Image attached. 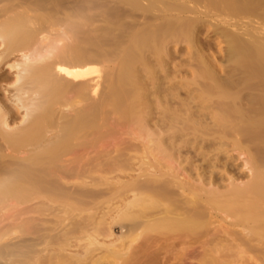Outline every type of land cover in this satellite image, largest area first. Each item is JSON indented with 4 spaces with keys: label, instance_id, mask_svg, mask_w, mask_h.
Here are the masks:
<instances>
[{
    "label": "bare ground",
    "instance_id": "bare-ground-1",
    "mask_svg": "<svg viewBox=\"0 0 264 264\" xmlns=\"http://www.w3.org/2000/svg\"><path fill=\"white\" fill-rule=\"evenodd\" d=\"M11 1L0 0V64L3 62L8 68L15 69L13 81L6 82V85H11L14 89L15 95L14 93L13 95L18 100L16 110L22 109L24 113L22 114L23 120H20L23 124L14 130H9L8 125L15 124L17 120H15L16 117L10 115L12 108L8 106L7 101L5 99L0 100V152L3 146L15 151L23 146H31L40 142L45 123L49 121L46 124L50 123L49 126L51 127H54L55 124L51 122L53 120L51 106L55 104L67 106L70 99L66 98L64 93L69 92V90L73 93L71 94L76 99L75 101H82L87 98L83 87L86 86L89 91V88L91 90V86H94L88 87L86 84L83 87L78 86L79 84L76 85L77 81L74 79L84 78L87 81L91 78L93 80L92 77L96 75V78H93L98 80L102 75L100 65L115 60H117L115 63L120 65L116 67L117 69L107 72L109 76L107 80L111 82L107 89H109V93L113 91L110 88L117 89L119 87L121 89L122 83H126L125 86L127 85L126 87L129 89L120 90L118 88V92L123 90V93L120 92L119 94L114 90L117 93L112 92L114 95H110L113 98L110 97L112 101L110 102L111 99L109 98V102L113 106L116 105L114 109L121 104L120 108L117 107V109L119 108V112L125 109V116L128 111L129 116L133 114L131 120L128 114L126 116V118L129 117V125H136L140 120L147 122V120L144 121L143 114L141 115L142 111H146L142 107L146 105V102L151 104L154 111L161 115V119L159 118L161 121L158 119L161 123L157 125L158 123L155 121L154 127L162 125L164 129L159 128L160 134L162 136L168 135L164 137L159 134L152 136V133H149L151 130L145 129V124L142 125L143 128L140 127L141 123L138 124L140 128L137 127L138 130L136 128L138 131L136 134L141 136L140 138L145 137L149 142L154 137L156 141L153 140L154 143H150L149 148L147 145L142 144L144 149L142 145L137 147L135 144L129 150L132 149L131 151H135L136 154V151L140 149L139 151L142 150L141 155L142 153H149L146 156L149 155L151 159L142 160V157L146 156L140 155L142 162L139 163L154 167V170L159 172L154 177L146 176L140 182L134 181L125 184L124 190L121 189L120 191L123 192L122 194H119L118 190L117 196L119 198H117L119 200L128 198L127 192L136 196L135 199H131L132 202H124L125 205L127 204L124 212H121L122 215L114 221L124 222L123 224L126 222L128 229V235L118 247L111 244H98L99 247L97 244L95 245V238L100 237V235L104 238L108 237V231L103 228L104 226H101V222L100 225L92 222L89 226L92 231L85 233L87 229H83L84 233L81 234V237L85 236L83 238L86 245L84 247L86 252L84 250V255L81 258H68L67 256L65 258L64 252L61 254L62 251H53L54 253L51 252L45 257L42 255L35 257L32 256L33 247L28 250L27 248L25 250H18L17 248L15 251L5 247L0 249V260L15 254L18 262L13 264H184L186 263L185 260H189L190 257L197 258V264H264V0H143L144 3L142 4V0H132L133 2L130 0V5L133 4L134 7L140 9L139 12L144 23L158 20L155 22L157 24L154 23V26L144 23L142 26L135 24V27L133 25L119 27L115 24L118 28L114 25L116 29L111 30L112 32L114 30L116 34L114 32L109 36L111 31L109 30L105 36L100 38L94 37L88 32L89 29L87 35L83 37L85 30L80 34L77 30L78 27H74L77 26L76 23L75 25L72 23L73 26L71 21L70 24L67 22L76 15V12L75 15L71 12V17L68 20L64 18L66 22H61H64L66 24L64 25L68 27L69 35L78 38L82 36L80 38L81 43L77 41L80 45L68 46L66 50L62 47L57 49L53 44L55 46L53 48L56 49L53 50L54 52L48 51L46 45L44 46L46 49H44L41 44L42 41L35 39L38 34L45 30V27L40 25L37 29H31L30 23H32L33 18L30 20L26 15L28 9L24 3L27 1L24 3L19 1L18 6L21 9L16 12H13V9L17 6L14 7ZM35 4L31 6L35 9L34 12L39 14L44 5L41 6L42 3L38 1ZM133 6H128V8L134 9ZM58 8L60 6H57ZM121 8H115L111 13H107L108 20L114 21L123 16L128 18L134 13L131 8L129 10H125L124 7ZM102 11L104 10L102 9ZM83 15L85 14L82 13ZM36 17L37 19L41 18L38 15ZM211 18L212 20H210ZM242 19L246 20V24ZM216 20H219L220 23L222 21V27ZM252 20L256 23L252 25L257 26H250ZM59 22H55V24ZM223 24L226 26L224 27ZM205 26L211 27L213 31L219 33L224 41L227 63L219 65L218 71L216 65L199 56L194 65L195 68L193 67L191 70L192 78L190 80L184 81V79L181 84L173 83L170 88L167 86L165 88L164 82L168 80L169 74L168 60L171 56L166 52L167 46L169 44L177 46L183 43L192 50L195 31L197 32ZM110 28L108 27V29ZM96 45H107L110 49L97 54L94 52L89 54L87 50ZM49 46L51 47V45ZM50 47L49 50H52L53 48L50 49ZM42 49L50 52V56H48L49 53L47 56L43 54ZM13 53L20 54L17 58L19 60L15 59L8 62V58L10 59ZM137 63L139 68L138 66L135 67ZM218 72H223L224 76L218 75ZM110 74L115 77L113 78L114 81H111L112 76L110 77ZM105 78L107 77L105 76ZM2 80L4 79L0 78V83ZM138 81L140 83L133 86ZM96 83H94L96 90L92 88L94 92H97L98 85ZM129 84L130 86H128ZM149 87L147 92L151 90L153 94L152 97L148 95V100L152 99L153 101L151 103L146 101L147 96L145 95L147 93H145V88ZM182 87L185 88L186 96L179 98L177 90ZM124 90L126 91L124 92ZM22 94L26 96L24 95V97ZM138 96L143 97V99ZM135 98L138 101H135ZM2 100L5 101L2 102ZM125 102H127L129 110L122 106V103ZM173 103L175 105H172ZM98 110L94 108L83 111L84 114L80 113L83 115L81 117L78 114L79 116H77L82 118V121L79 120L80 122L77 121L79 118L74 119L77 122L70 120L73 123L65 120L66 123L61 127L63 132L59 141L51 144L45 152L36 153L31 160L29 158L20 160L22 158L17 159L8 156L9 160L4 161V156L0 154V201L5 200L4 198H14L20 201L28 199L32 195L35 197L34 194L42 193L47 194L52 200L71 198L68 193H73V195L79 193V195L77 194L78 197L87 196L90 200L112 193L115 195V187L109 186L104 191L97 192H89L92 190L80 191L81 188L76 189L79 191L76 193L69 192V190L66 192L58 180L50 178L52 168L54 170L59 167V160L57 161L59 153L63 150L64 153L66 149H69L68 141L75 131L83 129L87 133L96 127L97 123L94 124L91 119L88 123L89 120L87 121L86 118L92 115L90 113L96 114L99 112ZM102 111L104 112V110ZM86 114L88 116L84 118ZM139 116H142V119ZM158 117L160 116L158 115ZM138 118L139 121H137ZM91 122L92 124H90ZM226 140H231L232 150L244 149L241 144L245 142L244 146L247 148L245 150L247 151L249 147L251 150L248 151L253 152L252 156L244 162V165L250 169L247 178L244 175L236 177L231 175L218 176L213 171H210L209 175H200L201 164L193 167L192 171L195 170L194 178L190 176L191 172L180 178L178 172L174 171L172 156L167 151H170L175 141L185 147L191 145L190 147L194 150L197 148L196 153L199 158L201 157L202 162L213 169L217 163H226V159L229 157L228 151L222 149ZM166 146H170V148L168 149ZM146 147L148 150L152 147L156 154L151 152L153 151L152 148L148 152ZM142 148L147 151L145 152ZM223 152L227 155L219 156ZM209 153H211V157L208 155V158L206 156ZM122 154L123 156L121 155L120 158L117 156L114 165H108L109 169L107 166L106 172L118 170V173H122L131 169L130 161H128L131 159H124V153ZM41 159L46 160L48 165L38 164ZM61 172L66 178H78L80 175L70 170L64 171V169ZM55 173L54 175H56ZM244 177L245 179H242ZM78 199H76L75 204L77 203L79 208L86 209L83 207L89 206V203L84 201L85 199ZM78 207L73 205L74 210H77ZM26 225L22 224L20 227ZM31 227L27 226L30 229ZM12 228L17 227L10 226L4 231L0 229V238ZM21 229L25 230L26 227ZM35 231L39 230L35 229ZM27 232L29 233V231ZM43 233L45 232L43 231ZM50 236L49 240H45L46 242L44 241L45 238H42V245L49 246L50 243L52 245L59 243V236L58 239L56 236V238L53 237L55 240L53 238L50 240ZM40 238L38 242L41 243L42 239ZM62 245L64 246V243ZM197 248L199 249L197 250ZM96 250L100 252V255L95 256ZM171 260L174 263L170 262Z\"/></svg>",
    "mask_w": 264,
    "mask_h": 264
},
{
    "label": "rangeland",
    "instance_id": "rangeland-1",
    "mask_svg": "<svg viewBox=\"0 0 264 264\" xmlns=\"http://www.w3.org/2000/svg\"><path fill=\"white\" fill-rule=\"evenodd\" d=\"M13 1L14 2L11 1V3H13L12 5L14 7L17 6L14 8L15 10L13 9V12L19 11L21 9V7L18 6V3H20L21 1L23 3L27 1V3H24V4H26V9H28V10H26V15L29 19L33 18L32 20L30 19L32 21V23H30L31 29L32 28H33L32 30L37 29L38 27H40V25L45 27V30L42 33L38 34L36 36V38L34 36V38L37 39V41H40V42L42 41V43H41L43 45L42 47L44 49H46V47H47V50L50 52L53 50H56V49H54L55 46L57 47V49L62 47L66 50V48L68 46H73L75 44L80 45L79 44V43H81L80 38L82 36L80 35L81 37L78 38L77 36L72 37L71 35H69L70 31H69V29H67L68 27L65 26L66 24L64 23V22H66V20H68L71 17L70 16L71 12H73L74 15L76 12V15L74 16V18H72L73 20L70 18L71 20L69 19L67 22L69 23L71 21L70 22L71 25H73L72 23H74V25L76 23L77 26L76 25L75 26L73 25V26L75 28L78 27L77 30L80 34H82L83 30H85L86 34L83 33V37L86 36L88 32H90L92 35H94V37L97 36L96 38H100L102 36H105L107 31H109L111 29H116L115 26H117V25L119 27H123L124 25H133L135 27L136 26L135 24H137V26L138 25L142 26L144 23V20L142 19L141 15H140L141 13L139 12L140 9H138L137 7H134L133 4L130 5L131 4V2H129L130 0H127L128 3L126 0L125 1H123V0H121V1L120 0H50V1L49 0H36V2L38 1V2L42 3L41 6H43V5L45 6V7L43 6L41 8L39 14H36V11L34 12L35 9H33V7L31 6V5H36L35 0H25V1L24 0H18V1L13 0ZM142 3H144L143 0L141 1V4ZM67 5H69V6H67ZM57 6L58 7L60 6V8L57 9ZM128 6L134 7V9L129 7L134 12L133 13L135 16L134 18H133V14H132L131 17L128 16V18L127 17L124 18L125 16H123L120 19L118 18L114 21L108 20V18L106 16L107 13H111L115 8H121V7H124L125 10L126 9L129 10ZM54 7L56 8V10ZM68 7L70 8V10ZM102 9L104 11H102ZM71 10H73V11H71ZM80 12H82L85 15L82 16V13H81V15H78ZM137 13H139V14H137ZM154 13H156V12H154ZM35 15L41 16V18L38 17L40 19H37V17ZM35 18H36L37 22L35 21ZM64 18L65 19L67 18V19L65 20ZM55 19H56V21H55ZM210 20H212V18ZM61 21H64V22L62 23ZM116 21H117V23H116ZM242 21L244 22V24H246V22H245L246 20L242 19ZM55 22H59L61 24H59V23L55 24ZM155 22H158V20H154L153 22L144 23V24L145 25L146 24H152L154 26ZM216 22L218 24H221V27H222V21L220 23L219 20H216ZM115 24H117V25H115ZM156 24L157 23H155V25ZM250 24H251L250 26H252V27L257 26V25H252V24H256L254 20H252L250 22ZM118 26H117V28H118ZM223 26L225 27L226 24H223ZM108 27L109 28L111 27V28L108 29ZM103 28L105 31L103 30ZM88 29H89V31H88ZM114 32H115L114 30H113V32L111 30L109 33V36H111L110 34H112ZM98 34H99V36H98ZM115 34H116V32H115ZM193 36H194V41H193L194 46H192V48H191L192 50L188 49L186 47V45L183 43H181L180 45H177V46H175L174 44H169L167 46L168 50L166 49V52H168L171 56H169L170 59L168 58L169 59L168 60L169 61L168 62L169 74L167 77L168 80H166L164 82L165 88H166V86L168 88H170L173 85V83L174 84H178V83L181 84V81L184 79H185L184 81L190 80L192 78L191 70L193 69V67L195 68L194 65L198 61L199 56L203 57L206 61L210 62L211 64L216 65V70L219 69V67H218L219 65H224L227 63L226 59H225V57H226V54H225L226 47L225 46L226 45H225L224 41L222 40V38L220 37L219 33H217L216 31H213V29L211 27L205 26V28H202L201 30H199L197 32L195 31ZM74 39H76V40H74ZM77 41L78 42L80 41V42L78 43ZM69 43H70V45H69ZM45 45H46V47H44ZM49 45H51L52 48L54 46V48L52 49ZM49 47L52 50H49ZM44 49H42V51L44 52L43 54H45L47 56V53H49L48 56H50L51 53L46 51V50L44 51ZM109 49L110 48L107 45L106 46L105 45H98V46L96 45L94 48H90V50L88 49L87 51H89L88 52L89 54H93V52L97 54V53L107 51ZM42 51H41V53H42ZM90 51H92V52H90ZM0 52H1V47H0ZM16 54L15 53L11 54L10 59L8 58V62L13 61L20 56L19 53L17 55ZM17 60H19V59H17ZM116 61L117 60H115L114 62H112V61L109 63L107 62L105 64L103 63V64H101L102 66L100 65L102 75H101V78L100 77L99 78L101 80L98 77H97L98 80L94 79V78H96L95 77L96 75L93 76L94 78L92 77L94 82H93V80H91L90 77H89L90 79H87V81H85L84 78L74 79L77 81V82L75 81L77 83L76 85L79 84L78 86H82V87L84 84H86L88 87H90L91 85L96 86L94 83H96V81H97V83H96L98 85L97 86V92L92 91V88H94V86H91L92 87L91 90L89 88V91H91V92H89L88 88L86 86H84L85 90L83 87V91L86 92L85 94L87 95V98L82 100V101H78V100L75 101L76 99L73 98V96H72L73 93L70 92L71 90H69V92H65L66 94L64 93V95L66 98L70 99V102L68 103L67 106L66 105L61 106L58 104L51 106L52 115H53V117H52L53 120L51 122L52 123L54 122L55 124L53 123L54 127H51V126H49L50 123L48 125L46 124L49 121H47L45 123V126H43L44 130H42V133L43 132L44 133L43 134L41 133L42 138H40V140H39L40 142H38L34 145H31V146H26V147L23 146L22 148L15 150V151H12L11 149L5 148V146H3V148L1 149V152H0L1 156H4V158H3L4 161H8L9 157H11V156L15 157L17 159L22 158L20 160H25V159L27 160L28 158L31 160L33 158V156L36 155V153L41 152V151L45 152L51 144L59 141V139L61 137L60 135H62V132H63L61 127L63 126L64 123H66V122H64L65 120H67V121L69 120V122H70V120L75 121L74 119L79 118L78 116L80 115V113H83V111L93 110L94 108H96L97 110L99 109L98 110L99 112H97L96 114L90 113L92 115H89V116L87 114L84 115V118H86V116H88L89 119L86 118L87 121L89 120L88 123L91 120H92V122H94V124L97 123L95 125L97 128L96 127L92 128V131L89 130L87 133L83 129L82 130L84 132L82 130H77V132L75 131L73 136L70 137L69 141H68L70 144L68 146L69 151L66 149L65 152L63 153V151H64L63 150L61 153L58 152L60 154V155H58L59 158L56 156L57 161L59 160L58 166L59 167L61 166L60 167L61 169L58 167V169L53 170V168H52L50 178L58 180L66 192H68L67 190H69V192L72 191V192L76 193V192H79L76 190V189L79 190V188H81L80 191L83 190V191L87 192L88 190H92L89 192H93V191L97 192V191H101V190L104 191L109 186V187H113V188L115 187V190H116V191H114V192H116L115 195H114V193H112L111 195L108 194V195H105V196L98 198V199H95V200H90L89 197H87V196L84 197L81 194L80 195L82 197L81 196L78 197L79 193H77L78 195L77 194L73 195V193L72 194L68 193L69 196L71 195L70 196L71 198H68L69 200L68 199L52 200V198L49 199L48 195L44 194V193L39 194V195L34 194L35 197H33V195H32L29 197L30 199L28 198V199L20 200V201L14 199V198H4L5 200L0 201V229L1 230L3 229L2 231H4L7 228H9L10 226H15L17 228H12L9 231H7L6 234H3V236L0 238V245L3 248H0V249H4L5 247H7L10 250L15 251V250H17V248H18V250H25L26 248L28 250V249H31V247H33L34 251H33L32 256H35V257L41 256V255L45 257L46 255L48 256V254L53 252V251L54 252H61L62 251L61 254H63V252H64L63 255H65V258H66V256L68 258L69 257L81 258L84 255V250H85L84 247H86L85 241H84L85 236H83L84 237L83 238V237H81L82 236L81 234L86 229L87 230L85 231V233H87V231H88V233L90 232V230L92 228L90 229L89 226H91L90 224L92 222H93V224L95 223L98 225H100L99 223L101 222V226L102 227L104 226L103 228L107 229V231H108V237L104 238L102 235H100V237L97 236L95 238L96 239L95 245L96 244L97 245L98 244L99 245L100 244H104V245L111 244L112 246L114 245V246L118 247L120 242H122V240L126 237V235H128V229L126 226L127 223L125 222V224H123L124 222L119 223V222H114V221L116 219H118L122 215V213L124 212V209L127 205V204L125 205V203H129L128 201H131V199H135L134 197H136V196L134 194L132 195V193L130 194V192H127L128 198L125 197V198H122L124 200H119L118 199L119 196H117V192L119 190V194H122L123 192H120V191H121V189L124 190L123 187L125 184L130 183V182H134V181L140 182L146 176L151 175L154 177L155 174L157 175L159 172V171L157 172L156 169L154 170V167L145 165L144 163L143 164L139 163V162H142L143 159L144 160L151 159V158H149V155H148V157L146 156L149 153H147V154L142 153V155H145L146 157L143 156L142 160H141L140 159L141 158L140 152H142V150L139 151L140 150L139 149L138 151H136L137 153L135 154V151H131L132 149L131 150H129V149L131 146H133L135 144H136L135 146H137V147H140L142 144L144 146L147 145V147H148L154 143L153 142V140H155L154 137H153V140L151 139L152 141L147 142L145 137L140 138L141 136L136 134V131L138 130L137 127H139L138 124L141 123L140 127H142V125L144 126V124H145V126H144L145 129L151 130L149 133H152L151 134L152 136L157 135V134L162 136V134H160L159 128L160 129L161 128L164 129V128L162 127V125H160L161 127L160 126L156 127L157 125H159L161 123V122H159V121H161L160 120L161 115L158 112L156 113V111H154V109L151 107V104H147V102H146V105H144L142 107L143 110L144 111L146 110V111L145 112L142 111V113H141V115L143 114L142 116H143L144 121L147 120V122H143V120L142 121L140 120L141 121L140 122L139 118H141L142 116L141 117L139 116V118L137 120L139 122L136 123V125H138V126L129 125L130 123H128V122H130L129 119L131 120L133 114L130 113L131 116H129V111H128L127 114L130 118L129 117H128L129 119L126 118L127 114L125 116V112H124L125 109L124 108H128V105L126 104L128 101L125 103H122V106L124 108H122V107L121 108L124 110H121V112L123 111L124 113H121L118 111L121 104H119L117 106V107H119L118 109L116 107L117 110L114 109V106H116V105L113 106L110 103L112 101L111 98H113V96H110V95H114V94H112V92L116 94L118 92L117 90L119 87L118 88L116 87L117 89H115V88L111 89L110 88V90H113V91L112 92L110 91V93H109V91H108L109 89H107L108 88L107 86H109V83L111 84V82H110V80H107L109 77L107 75V72L109 70H115L116 67H119L120 64L117 65L118 63L116 64L115 63ZM137 66H138V68L140 67L138 63H137V65H135V67H137ZM14 73H15V69H10V68H8L6 63L3 64V62H1V64H0V78H2L4 80H2L0 83V100L5 99L7 101L8 106H10L12 108L10 115L12 117L13 116L16 117L15 120H17L15 124L12 123L13 125L12 124L8 125L9 130L10 129L14 130V129L18 128L19 125L23 124V122L22 121L20 122V120L23 118L22 114L24 113L22 109L16 110V108L18 107V106L16 107V105H17L16 103H18L17 102L18 100H16L17 98L15 99L16 96L14 97V95H15L14 89H12L11 85H6V82L13 81ZM218 75L224 76L223 72H218ZM105 76L107 78H105ZM110 77L112 78V79L110 78L111 81H114L113 78H115V77H113V75H111V74H110ZM79 79H81V80H79ZM169 80H171L170 83H169ZM78 82H80L81 84ZM139 83H140V81H138V83L133 84V86L136 84H139ZM122 84H121V86H122L121 89H123V88L126 90L129 89L126 87L127 85L125 86L126 83L125 84L122 83ZM130 84L128 86H130ZM100 86H102V87H100ZM123 86H125V87H123ZM148 86H150V85H148ZM82 87H80V89H82ZM94 89L96 90V88H94ZM145 89H146V91L145 90L144 91L146 93L150 89V87L145 88ZM114 90H116L117 92L116 91L114 92ZM126 90H124V92ZM120 92L123 93V90ZM120 92H118L117 94H119ZM150 92H151V90H150ZM150 92H147L145 94L148 97V98L146 97V101L149 99V96L153 95L152 92L151 93ZM13 93H14V95H13ZM22 95L24 96L25 94H22ZM177 95L179 96V98H184L186 96L185 88H183V87L179 88L177 90ZM138 97L143 99V97H141V96H138ZM137 98H135V101H138V100H136ZM108 99L110 100V102ZM5 100H2V102ZM150 100H148L150 103L153 102L152 99H150ZM139 101H140V99H139ZM126 105H127V107H126ZM172 105H175V103H173ZM93 106H95V107H93ZM146 107H147V109H146ZM102 110H104V112ZM127 110H129V108ZM138 114H140V113H138ZM145 114H148V115L145 116ZM158 115L160 117H158ZM81 116H83V115L81 114L80 117ZM158 119H159V121H158ZM79 120L82 121V118L81 119L79 118L77 121L80 122ZM77 121H75V122H77ZM155 121L158 124L154 127V123H156ZM92 122L90 124H92ZM52 123H51V125H52ZM70 123H73V122L71 121ZM132 123H133V121H132ZM103 124H105V125H103ZM136 128H137V130H136ZM157 128H158V130H157ZM169 131H170V129H169ZM161 132H163V131L161 130ZM165 132H168V130H165ZM166 135H168V134H166ZM166 135L164 134V136H166ZM161 136H160V138H161ZM164 136H162V137H164ZM225 142H226V144L222 147V149L228 151L227 154L229 157L226 159V163H224V162H221L220 164L217 163L213 169H212V167H208V165L205 162H202V160L200 159L201 157L199 158V156L196 153L197 148L194 150V148L190 147L191 145H188L189 147L188 146L185 147L182 144L178 143V141H175V143L171 146V148H170V146L169 147L166 146V147L168 149L170 148V151H167V152L170 156H172V160H173L172 164L174 166L173 169H174V171L178 172V175L180 178L189 172H191L190 176L191 177L193 176V178H194L195 177L194 176L195 170L192 171L194 169L193 167L199 166L200 164H201V166L199 168L200 175H203V174H204V176L209 175L210 171H213L218 176L219 175H222V176L231 175V176L236 177L239 175H244L247 178L250 174V169L248 166L244 165V162L252 156L253 152L248 151L250 149L248 146H247L248 150L247 151L245 150V149H247L244 146L245 142L242 143L243 145L241 144V147L244 148L242 150H240V149L239 150H232L231 149V147H232L231 146V140L230 141L226 140ZM143 145H142V147H143ZM181 146H182V148H181ZM127 147H129V148H127ZM147 147H146V149H147ZM167 148H166V150H168ZM150 149L149 150L147 149L148 152H150ZM152 150H153V148H152ZM73 151H74V153H73ZM151 152L155 153L154 150ZM122 153H124V159L125 158H127V160L131 159V160H128V161H130V165H131L130 166L131 169L128 170L129 172L124 171L122 173L121 172L118 173V170H116V171L113 170V172H110V173H108L109 171L106 172L107 166L108 165L109 166L114 165L115 164L114 161L118 158L117 156H119V158H120L121 155L123 156ZM210 154L211 153L207 154L206 157L209 158L208 155H210ZM227 154H225L223 152L219 156L223 157ZM125 156H127V157H125ZM210 157H211V155H210ZM124 159H122V160H124ZM174 159H175V161H174ZM138 160H140V161H138ZM224 160H225V158H224ZM146 161H144V162H146ZM38 164L48 165L47 161L46 160L43 161V159L39 160ZM109 166H108V169H109ZM63 169H64V171L70 170V171H73L75 173L77 172V174H80V175L78 178H66L62 175L61 171ZM179 169H180V171H179ZM201 170H203V171H201ZM54 171L55 172L58 171V172L55 173ZM54 173L56 175H54ZM98 173H100V174H98ZM107 173H108V175H107ZM245 177L242 179H245ZM76 185H78V186H76ZM117 187L118 188L121 187V188L118 189ZM73 197H75L74 200H73ZM76 197L79 199L81 198L82 200L85 199L84 201H87V204L89 203V206L86 205L85 207H83L86 209H82L81 207L79 208L77 203L75 204V202L77 201ZM42 204H44V205H42ZM73 205H75V207L76 206L78 207L77 210L73 209ZM42 207H43V209H42ZM32 208H33V210H32ZM71 208H72V210H71ZM47 210H48V212H46ZM65 210H68V211H65ZM69 212H70V214H69ZM26 223L27 224L29 223V225H26ZM22 224L26 225V226L20 227V225H22ZM57 224H59V225H57ZM30 225L33 228L35 227L34 230ZM27 226L31 227V229L27 228ZM24 227H26L25 230L21 229ZM28 229H30L32 232ZM35 229H37L39 231H35ZM1 230H0V232H1ZM27 231H29V233ZM43 231L45 233H43ZM48 232H49V235H48ZM40 234H42V235H40ZM46 236H47V238H46ZM49 236L51 237L50 240L55 236L57 237V238L56 237L55 238L58 239V236H59L60 237V239H58L59 243L54 244L53 241H51L53 243V245L50 242L49 243L51 245L48 243L49 246H47L46 244H45L46 246L42 245L43 244L42 238H45L44 241L46 239L49 240ZM36 237H39V238L41 237L40 238V239H42L41 243H40V241L38 242L39 238L35 239ZM66 241H67L68 245H67V243L65 244ZM36 243H38V244H36ZM63 243H64V246L66 248H63L64 247L62 245ZM59 244H61L63 247L61 245L59 246ZM99 245H98V247H99ZM43 246H44V248H43ZM198 249L199 248H197V250ZM85 252H86V250H85ZM94 253L96 254V255L94 254L95 256L100 255V252L98 250H96ZM16 256L17 255H15V254H11V255L7 256L8 258L3 259L4 261L1 259L0 264L17 263L18 258H16ZM170 262L174 263V261H172V260ZM185 262L186 263H184V264H188V263L189 264H197V258L193 259V257L192 258L190 257L189 260L187 259V260H185Z\"/></svg>",
    "mask_w": 264,
    "mask_h": 264
}]
</instances>
